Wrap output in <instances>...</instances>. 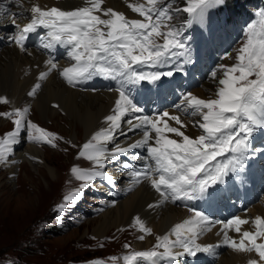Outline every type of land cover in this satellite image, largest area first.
I'll use <instances>...</instances> for the list:
<instances>
[{"label": "snow or ice", "instance_id": "6c2138e0", "mask_svg": "<svg viewBox=\"0 0 264 264\" xmlns=\"http://www.w3.org/2000/svg\"><path fill=\"white\" fill-rule=\"evenodd\" d=\"M7 2L21 9L13 12L0 7V15L7 14L14 29L6 39L21 52L27 50L29 35L44 29L46 39H41L38 47H65L67 56L74 61L71 66L59 71L70 86L75 87L94 76L113 80L116 84L113 90L118 96L111 114L104 117L106 127L95 132L79 150V157L91 161L93 167L90 170L72 167L71 173L82 183L64 197L65 203L58 205L59 209L78 200L81 191L97 178L113 184L114 177L106 171V165L119 162L125 169L132 168L128 161L119 159L129 154L140 162V167L129 172L132 183H150L159 193L161 203L211 201L216 195L215 186L222 184L230 171L242 166L249 152L250 140L254 139L253 133L257 130L264 132V10L257 12V19L245 29L246 38L236 52L235 63L219 66L222 77L218 80L214 98L203 99L188 93L181 104L176 105L177 112L199 117L192 124L201 132L193 138L186 134L188 125L181 115L167 111L157 112L154 116L140 115L144 109L134 101L128 89V85L156 83L163 77L174 75L171 70L138 71L141 66H163L175 56L185 57L184 63L191 62L186 44L181 39L182 30L171 24V5L165 3L162 6L161 0L128 3L127 7L142 18L128 19L122 12L103 8L104 0H84V6L73 10L44 8L37 4L25 8L23 0ZM185 3V7L174 11L186 13L187 26H191L194 23L203 25L209 10L224 6L226 0H185ZM25 13H30V18L21 25L17 18ZM45 64L48 69L40 72L39 80H44L59 67L53 59L46 60ZM177 70L182 69L177 66ZM211 76L216 80L218 71H213ZM39 88L40 84H35L28 95H35ZM7 102L6 98L0 97V103ZM27 113V107L0 112V116L5 118L15 117L12 120L14 129L0 140V162L6 161L10 151L7 145L16 142L22 129H26L29 140L52 147H56L54 141L61 139L30 120L26 122ZM129 114L132 118L126 120L128 131L141 130L142 137L126 146L106 148L115 140L121 123ZM141 148L146 150L145 155L133 153V150ZM254 150L264 153V149ZM226 154L223 163L216 162ZM152 207L154 205L150 204L149 208ZM187 210L192 215L176 223L168 234L156 236L151 250L135 251L124 256L126 264H134L138 259L155 264L158 258L176 262L181 257H195L201 252L214 254L219 245L197 243V240L216 224L221 225L217 235H222V245L237 253H254L256 258L248 259L246 264H264V217L258 215L248 220L233 216L226 221H213L195 207H187ZM134 224L140 232L151 234L152 230L139 218H135ZM248 224L254 230H244L243 226ZM229 231H234L238 239L230 236ZM138 238L143 240L144 236ZM127 247L129 245L126 244Z\"/></svg>", "mask_w": 264, "mask_h": 264}, {"label": "rangeland", "instance_id": "374dc122", "mask_svg": "<svg viewBox=\"0 0 264 264\" xmlns=\"http://www.w3.org/2000/svg\"><path fill=\"white\" fill-rule=\"evenodd\" d=\"M83 1L64 0L62 7L68 9ZM165 3L171 5L173 9L170 12L173 17L171 24L179 28L177 24L179 16L187 18V15L184 16V12H177L174 9L185 7V0H173V5L168 0H161L162 6ZM259 11L261 10H254V20L257 19L256 13ZM250 23H252V17L240 16L238 27L225 25L212 33L208 30L210 22L207 16L203 25L196 23L191 25L203 31L201 33L205 37V42H203L204 38L201 40L203 43L200 42L198 31L196 33L191 31V36L187 40H182L191 44H205L206 47L212 43L218 46L221 41L228 42L232 47L227 55L231 57V63L225 65H232L235 63L237 50L246 38L245 29ZM183 25H187V22ZM10 28L11 26H7L5 29L10 30ZM211 29L213 30L212 27ZM158 42L162 43V40ZM225 60L227 59H224L221 64H224ZM219 78H221L220 72L216 80H209L217 81ZM197 92L205 93V98L208 99L214 98L215 90L214 88L213 91L206 90L202 85L201 88L194 90L195 94ZM7 96L6 92L0 93V97ZM12 110L13 106L10 103H0V112ZM60 114L61 116L48 120L28 108L26 122L30 120L40 128L45 130L47 128L48 132L54 133L61 139L54 141L56 147L43 142L39 143L38 147L44 158V162L42 161L39 165L36 166L34 163L31 167L28 164H21L19 168V161L13 175L9 176L2 169L0 171V264H126L124 256L135 251L151 250L156 243L155 237L158 235L151 232V245L146 249H134V241L143 243L138 237L145 234L139 231L134 220L130 224L111 227L103 236L94 235L93 230L97 226L96 221L100 214L113 207L104 208L105 204L108 205V198L112 196L109 191L102 189L84 188L78 200L71 202L63 209L58 208V205L65 203L64 197L74 192L82 183L77 180L73 184H68L72 169L69 162L81 158L79 157L80 148L71 153V146L75 143L72 139L74 128L70 133H66L70 128L69 123L65 121L63 113ZM13 119L15 117L8 119L0 116V140L7 132L14 129ZM76 127L79 128L77 124ZM23 131L25 146L28 144L27 131L26 129ZM78 143L83 144L84 141L80 140ZM47 166L53 175L49 173ZM79 167L92 169L87 159ZM110 188L112 187L107 186V189ZM232 237L238 239L234 231ZM126 244L129 247L125 248Z\"/></svg>", "mask_w": 264, "mask_h": 264}, {"label": "bare ground", "instance_id": "6f19581e", "mask_svg": "<svg viewBox=\"0 0 264 264\" xmlns=\"http://www.w3.org/2000/svg\"><path fill=\"white\" fill-rule=\"evenodd\" d=\"M62 1L64 0H23V4L25 8H30L32 4H37L44 8L59 7L63 10ZM140 2H146V0H104L102 7L112 8L126 14L128 17H133L136 13H133L127 7V4ZM0 7L9 8L13 12L21 11V9H18L14 4L8 3L7 0H0ZM26 19L27 18L24 16L18 17L17 22L23 25ZM7 26H11L8 15H0V41L2 42L0 43V93H7L8 96L6 99L8 103L13 106V109L17 107L31 108L33 111L38 112L44 119L52 120L57 116H61L60 113H63L64 119L69 123L68 125L70 127L66 133H70L74 128L72 139L75 143L71 146V153H74L75 150L81 148L95 132L99 131L102 127H106L104 117L111 114V109L118 96V93L113 90L115 87L108 90L93 89L81 91L67 86L62 79H59L60 70H53L44 80H39L38 77L40 72L47 71L48 69V66L45 64V61L48 59L32 48L27 47L25 52H21L18 47L11 44L6 37L13 34L14 29L12 30L11 26L10 30H6L5 28ZM52 50L62 54L65 53V47L59 45L53 47ZM226 63H231L230 59L225 60L224 64ZM220 74L222 77L221 72ZM37 83L40 84V88L36 91L35 95L29 96L28 92L31 91ZM203 85L204 89L213 91V88L216 90L218 86V80H209L204 82ZM196 95L203 99H207L205 98V93L197 92ZM140 115L143 114L140 113ZM131 118V114L124 118V121L121 123V129L118 130L115 140L111 144L106 145V148H111L114 145L126 146L132 141L142 137L141 130L128 131L126 120ZM198 119L199 117L194 116L185 120V123L188 125L186 134L193 138L201 132L198 127H194L192 124V121ZM76 124L79 128L76 127ZM12 130L13 129L9 132ZM46 130L48 131L49 129L46 128ZM22 131L23 129L21 130V134L16 138L14 144L7 145L10 151L7 154L6 161L0 162V171L1 169L5 170L9 176L14 174L19 161V168H21V164H28L32 167L34 163L37 166L44 160L42 152L38 147L39 143L29 140L28 135L26 136L28 144L25 146L23 145V137L25 135L24 131L23 133ZM121 133L125 134L122 135ZM80 140H83L84 143L79 144L78 142ZM142 151L144 153L143 155H145L146 150L143 148L135 149L133 153H139L141 155ZM119 159L128 161L132 168L125 169L119 162H110L106 165V171L113 175L114 183L108 184L106 181L97 178L92 185L89 186L107 192L110 191L107 189V186L120 189L129 188L128 192H123L124 196L121 199L116 200L113 197L108 198V205L105 204L104 208L113 207L100 214L96 221L97 226L95 225L96 228L93 230L94 235L103 236L111 227H119L125 223L130 224L135 218H139L147 228L152 230L153 234L165 235L170 232L171 228L176 223L192 215L188 210L178 207L173 202L169 204L167 202L161 203L159 193L151 187L150 183L146 181H141L138 184L132 183L129 172L133 168L140 167V162L133 159V154ZM85 160V158L81 157L74 162H69V165L71 168L73 166L79 167ZM89 162L91 167H93L92 162ZM47 169L49 173L53 175V172L48 166ZM69 174L70 182H68V184H73L77 179L73 174ZM110 195L112 196L111 192ZM150 204L154 205V207L149 208ZM254 210H257V213H255ZM258 215L264 217L263 205L252 204L241 217H256ZM243 228H249V225H244ZM220 231L221 225L216 224L211 228V231H207L200 235L198 240L205 243L220 244L222 235H217ZM232 233L233 231H229L230 236H232ZM142 235L144 236V240H142L143 243L134 241V249H146L151 245L152 238L150 235ZM170 238L174 239V237ZM223 250L224 249L219 251V259L216 264H246L247 259L252 258L249 253H237L232 249ZM181 258L184 259L183 264H191V260L188 256ZM174 263L181 264L179 260ZM134 264L146 263L138 259Z\"/></svg>", "mask_w": 264, "mask_h": 264}, {"label": "trees", "instance_id": "16d2710c", "mask_svg": "<svg viewBox=\"0 0 264 264\" xmlns=\"http://www.w3.org/2000/svg\"><path fill=\"white\" fill-rule=\"evenodd\" d=\"M257 1H258V0H244L242 4H243V6H244V3H245V4H252V3L257 2Z\"/></svg>", "mask_w": 264, "mask_h": 264}]
</instances>
